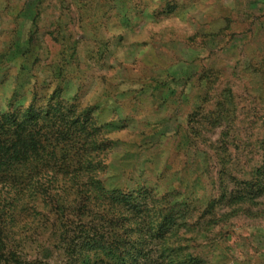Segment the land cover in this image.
I'll return each mask as SVG.
<instances>
[{"label": "rangeland", "instance_id": "1", "mask_svg": "<svg viewBox=\"0 0 264 264\" xmlns=\"http://www.w3.org/2000/svg\"><path fill=\"white\" fill-rule=\"evenodd\" d=\"M55 89L169 225L141 264H264V0H0V109Z\"/></svg>", "mask_w": 264, "mask_h": 264}, {"label": "trees", "instance_id": "2", "mask_svg": "<svg viewBox=\"0 0 264 264\" xmlns=\"http://www.w3.org/2000/svg\"><path fill=\"white\" fill-rule=\"evenodd\" d=\"M60 92L0 109V264H45L56 254L64 264H141L154 249L163 255L164 243L148 238L166 236L165 218L153 234L137 220L126 225L147 207V192L109 183L101 132Z\"/></svg>", "mask_w": 264, "mask_h": 264}]
</instances>
